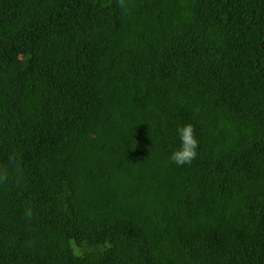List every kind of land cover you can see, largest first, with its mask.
Segmentation results:
<instances>
[{
	"label": "trees",
	"instance_id": "1",
	"mask_svg": "<svg viewBox=\"0 0 264 264\" xmlns=\"http://www.w3.org/2000/svg\"><path fill=\"white\" fill-rule=\"evenodd\" d=\"M0 264H264V0H0Z\"/></svg>",
	"mask_w": 264,
	"mask_h": 264
},
{
	"label": "clouds",
	"instance_id": "2",
	"mask_svg": "<svg viewBox=\"0 0 264 264\" xmlns=\"http://www.w3.org/2000/svg\"><path fill=\"white\" fill-rule=\"evenodd\" d=\"M119 6L122 9L125 8L126 0H119ZM177 131L180 136L181 146L172 153L170 159L177 166L190 165L198 155L199 140L196 135V130L192 124H187L179 127ZM2 178L6 179V173ZM32 215V210L27 209L25 212L26 218L31 219Z\"/></svg>",
	"mask_w": 264,
	"mask_h": 264
}]
</instances>
